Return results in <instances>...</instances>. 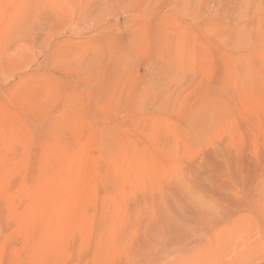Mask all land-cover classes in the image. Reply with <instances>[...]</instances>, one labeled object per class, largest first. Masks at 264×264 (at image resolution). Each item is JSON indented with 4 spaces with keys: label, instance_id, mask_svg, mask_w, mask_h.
<instances>
[{
    "label": "rangeland",
    "instance_id": "rangeland-1",
    "mask_svg": "<svg viewBox=\"0 0 264 264\" xmlns=\"http://www.w3.org/2000/svg\"><path fill=\"white\" fill-rule=\"evenodd\" d=\"M0 264H264V0H0Z\"/></svg>",
    "mask_w": 264,
    "mask_h": 264
}]
</instances>
